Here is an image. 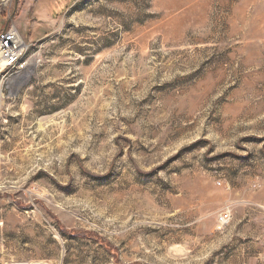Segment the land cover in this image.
<instances>
[{"label": "rangeland", "instance_id": "obj_1", "mask_svg": "<svg viewBox=\"0 0 264 264\" xmlns=\"http://www.w3.org/2000/svg\"><path fill=\"white\" fill-rule=\"evenodd\" d=\"M6 24L30 67L0 71V264H264V0H0Z\"/></svg>", "mask_w": 264, "mask_h": 264}, {"label": "built area", "instance_id": "obj_2", "mask_svg": "<svg viewBox=\"0 0 264 264\" xmlns=\"http://www.w3.org/2000/svg\"><path fill=\"white\" fill-rule=\"evenodd\" d=\"M29 45L21 39L13 26L6 24L0 30V65L15 73L22 72L28 65ZM231 219V209L226 206L216 216V228H223Z\"/></svg>", "mask_w": 264, "mask_h": 264}, {"label": "bare ground", "instance_id": "obj_3", "mask_svg": "<svg viewBox=\"0 0 264 264\" xmlns=\"http://www.w3.org/2000/svg\"><path fill=\"white\" fill-rule=\"evenodd\" d=\"M2 67H3V66H2V64H1V65H0V71H1ZM29 67H30V63H28L26 69H25L24 71L21 72L22 75L28 71ZM18 76H20V75L18 74Z\"/></svg>", "mask_w": 264, "mask_h": 264}]
</instances>
